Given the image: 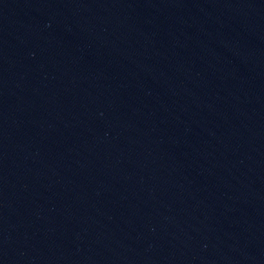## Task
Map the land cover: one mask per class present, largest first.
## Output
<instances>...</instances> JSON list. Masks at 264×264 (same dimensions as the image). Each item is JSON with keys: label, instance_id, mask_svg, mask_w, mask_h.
I'll use <instances>...</instances> for the list:
<instances>
[{"label": "water", "instance_id": "1", "mask_svg": "<svg viewBox=\"0 0 264 264\" xmlns=\"http://www.w3.org/2000/svg\"><path fill=\"white\" fill-rule=\"evenodd\" d=\"M0 264H264V0H0Z\"/></svg>", "mask_w": 264, "mask_h": 264}]
</instances>
